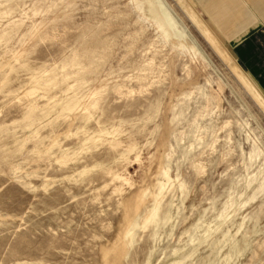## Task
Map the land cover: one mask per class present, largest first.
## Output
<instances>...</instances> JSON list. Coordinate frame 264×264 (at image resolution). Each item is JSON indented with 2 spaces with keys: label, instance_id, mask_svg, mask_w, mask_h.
<instances>
[{
  "label": "rangeland",
  "instance_id": "obj_1",
  "mask_svg": "<svg viewBox=\"0 0 264 264\" xmlns=\"http://www.w3.org/2000/svg\"><path fill=\"white\" fill-rule=\"evenodd\" d=\"M147 1L0 0V264H264V96L194 0L161 1L196 56Z\"/></svg>",
  "mask_w": 264,
  "mask_h": 264
},
{
  "label": "crops",
  "instance_id": "obj_2",
  "mask_svg": "<svg viewBox=\"0 0 264 264\" xmlns=\"http://www.w3.org/2000/svg\"><path fill=\"white\" fill-rule=\"evenodd\" d=\"M194 1L231 58L264 96V0Z\"/></svg>",
  "mask_w": 264,
  "mask_h": 264
},
{
  "label": "bare ground",
  "instance_id": "obj_3",
  "mask_svg": "<svg viewBox=\"0 0 264 264\" xmlns=\"http://www.w3.org/2000/svg\"><path fill=\"white\" fill-rule=\"evenodd\" d=\"M156 4L153 2L147 1L143 4L142 15L149 20L150 22L154 23L157 28L160 30V33L164 36V38L175 48L178 50H187L190 52L191 55L196 56V50L192 44V42L189 40L188 36L184 32V30L179 26L174 16L171 14V12L168 10L169 8L166 7V5L161 0H154ZM137 3V2H136ZM168 6V5H167ZM138 7V6H137ZM146 9L148 12H146ZM136 11V10H135ZM137 13V12H136ZM147 25V24H146ZM162 37V36H161ZM162 39V38H161ZM174 49V48H173ZM11 69V67H10ZM41 89V88H40ZM131 93V92H130ZM205 94V93H204ZM50 102V101H49ZM32 106L31 104H28L29 108ZM36 106V105H35ZM38 107V106H37ZM43 107V106H42ZM65 106H63L64 108ZM40 108V107H39ZM61 107V109H63ZM25 109V108H24ZM41 109V108H40ZM55 111V106H51L47 111H45L44 115H49L50 112ZM26 112V111H25ZM23 116V115H22ZM42 116V114H41ZM43 117V116H42ZM33 123V122H32ZM29 126V125H28ZM33 126V125H32ZM30 130V129H29ZM102 134V133H101ZM31 135V134H30ZM32 136V135H31ZM30 136V137H31ZM38 138V137H37ZM84 138V137H83ZM97 136H93L88 138L86 141H92L95 140ZM21 144V143H20ZM67 153V152H66ZM59 155V154H58ZM67 156V155H66ZM162 156V155H161ZM68 157V156H67ZM63 158V157H62ZM159 159V158H158ZM161 159V158H160ZM160 161V160H159ZM87 171H81L80 174H84ZM164 172V171H163ZM165 176V175H164ZM167 181V180H166ZM163 182V181H162ZM168 182V181H167ZM171 182V181H170ZM180 187V186H179ZM183 187V186H182ZM181 187V188H182ZM148 188L140 190V192H136L132 196H129L121 201V207H122V220L125 222V226L128 225L129 221L133 218H136L134 216L135 212H138L140 210V200L143 196L146 195V191ZM163 189L164 185L159 184L157 192H152L149 194L151 197V207L147 209L145 220L142 224V226H146L149 223L157 225L158 223L165 224L169 221L171 218V215L169 211H167L165 214H163L161 217L159 216V209H160V203L163 199ZM166 190V189H165ZM236 212V211H234ZM144 229V228H143ZM120 238V237H119ZM122 239V238H121ZM120 239V241H121ZM206 240V238H205ZM194 248V247H193ZM194 250V249H193ZM118 253V252H117ZM117 253L115 252L114 247L109 243L106 246H104L101 249V255H102V264H119L120 258L118 257ZM123 253V252H122ZM112 256V258H111ZM125 257V252L123 253V258ZM180 259V258H179ZM178 259V260H179ZM180 261V260H179ZM182 262V261H181ZM180 262V263H181ZM122 264V263H121ZM179 264V263H178Z\"/></svg>",
  "mask_w": 264,
  "mask_h": 264
}]
</instances>
